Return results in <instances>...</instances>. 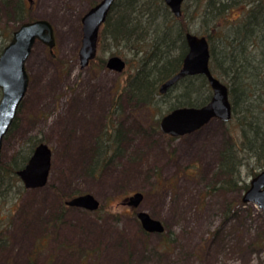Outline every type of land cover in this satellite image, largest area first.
<instances>
[{
  "label": "rangeland",
  "instance_id": "obj_1",
  "mask_svg": "<svg viewBox=\"0 0 264 264\" xmlns=\"http://www.w3.org/2000/svg\"><path fill=\"white\" fill-rule=\"evenodd\" d=\"M14 1L0 0L1 49L19 26ZM21 1L25 17L53 23L57 43L54 54L40 41L34 45L26 64L29 87L2 152L9 157L27 149L29 138L38 139L51 147L52 166L45 186L26 188L2 205L12 223L2 229L10 240L0 248V264H264L263 209L245 203L243 189L214 185L220 150L226 140L240 138V113L230 121L212 118L178 137L153 128L171 96L160 97L152 112L139 114L122 103L112 113L136 60L131 50L103 37L97 58L80 66L82 17L100 0ZM204 7L203 0L183 5L197 34L207 28ZM239 13L236 8L230 17ZM112 55L126 59L124 71L107 67ZM120 122L121 152L99 174H88L95 139ZM256 165L242 168V184L250 183ZM136 191L144 198L135 209L123 198ZM83 193H92L100 208L65 204ZM138 210L161 220L164 232H145Z\"/></svg>",
  "mask_w": 264,
  "mask_h": 264
},
{
  "label": "trees",
  "instance_id": "obj_2",
  "mask_svg": "<svg viewBox=\"0 0 264 264\" xmlns=\"http://www.w3.org/2000/svg\"><path fill=\"white\" fill-rule=\"evenodd\" d=\"M203 1L205 7L201 16L207 28L198 34L206 35L210 42L212 72L222 81L225 82L224 78L228 80L225 83L230 90L233 116L240 113V138L226 140L220 150L216 168L220 179L214 185L215 189L246 190L249 184L241 183L242 168L255 162L258 171L252 170L253 176L264 168V0ZM236 8L240 13L234 18L230 17ZM13 12L18 16L19 25L32 20L25 17L26 8L21 0L13 2ZM187 31L191 30L186 21L185 8L182 15L176 17L165 0L115 1L101 29L100 42L103 37H107L116 46L131 50L136 63L124 87L116 94L112 113L123 108L122 103L138 110L139 114L147 109L152 112L160 97L171 96L168 100L170 105L164 112L161 111L153 126L159 130L160 118L173 108L202 106L210 100L212 92L204 75L186 77L165 94L159 91L161 84L182 66L188 51L185 39ZM101 65L105 67V60H101ZM18 115L5 139L15 127ZM112 126L113 130L106 127L94 141L87 166L90 175L99 174L121 152V145L125 142L123 122ZM27 142V149L22 146L9 157H5L2 152L0 248L10 240L2 229L8 227L9 221L10 225L12 223L9 215L4 216L1 212L2 205L15 194L21 196L25 191L17 171L26 165L35 146L42 141L29 138Z\"/></svg>",
  "mask_w": 264,
  "mask_h": 264
},
{
  "label": "water",
  "instance_id": "obj_3",
  "mask_svg": "<svg viewBox=\"0 0 264 264\" xmlns=\"http://www.w3.org/2000/svg\"><path fill=\"white\" fill-rule=\"evenodd\" d=\"M116 0H100L82 17L83 37L79 49V61L82 68L88 66L96 58L100 29L107 21L111 8ZM185 0H165L166 5L176 16L182 15V5ZM1 39V34H0ZM188 51L178 72L165 80L159 91L166 93L180 80L194 75H204L212 89L210 100L202 106L175 107L160 119L159 126L163 133L171 136L189 134L212 118L229 121L233 116V104L230 99L229 87L212 72L210 67L211 50L206 35L192 31L185 33ZM46 44L51 52L56 45L55 28L44 18L23 22L14 30L11 40L0 54V163L5 136L14 123L21 103L29 87L30 76L26 67L27 60L36 42ZM107 67L118 72L125 70L127 62L120 55L108 58ZM52 166V149L45 143H38L26 165L17 171L26 188H39L48 183ZM144 193H135L123 198V203L137 208ZM242 200L254 203L264 211V169L252 177L249 187L245 190ZM66 204L95 211L100 207V201L92 193H83L71 197ZM137 217L142 227L151 233H162L165 230L163 222L151 216L144 210L137 211Z\"/></svg>",
  "mask_w": 264,
  "mask_h": 264
},
{
  "label": "flooded vegetation",
  "instance_id": "obj_4",
  "mask_svg": "<svg viewBox=\"0 0 264 264\" xmlns=\"http://www.w3.org/2000/svg\"><path fill=\"white\" fill-rule=\"evenodd\" d=\"M31 1V0H30Z\"/></svg>",
  "mask_w": 264,
  "mask_h": 264
}]
</instances>
